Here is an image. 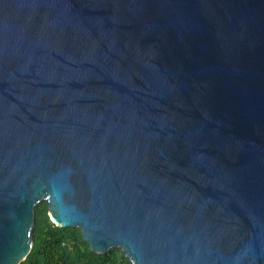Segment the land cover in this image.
Here are the masks:
<instances>
[{"label": "water", "instance_id": "obj_1", "mask_svg": "<svg viewBox=\"0 0 264 264\" xmlns=\"http://www.w3.org/2000/svg\"><path fill=\"white\" fill-rule=\"evenodd\" d=\"M42 202L129 264H264V0H0V264Z\"/></svg>", "mask_w": 264, "mask_h": 264}, {"label": "trees", "instance_id": "obj_2", "mask_svg": "<svg viewBox=\"0 0 264 264\" xmlns=\"http://www.w3.org/2000/svg\"><path fill=\"white\" fill-rule=\"evenodd\" d=\"M34 244L21 264H129L118 249L99 255L88 249L74 228L52 224L44 202L35 207Z\"/></svg>", "mask_w": 264, "mask_h": 264}]
</instances>
